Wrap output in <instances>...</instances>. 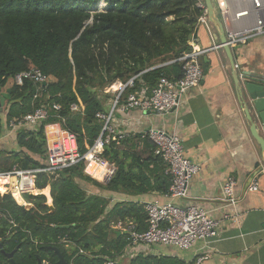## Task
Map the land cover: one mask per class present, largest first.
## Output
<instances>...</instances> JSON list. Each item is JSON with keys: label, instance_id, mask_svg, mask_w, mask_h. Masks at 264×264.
<instances>
[{"label": "trees", "instance_id": "obj_1", "mask_svg": "<svg viewBox=\"0 0 264 264\" xmlns=\"http://www.w3.org/2000/svg\"><path fill=\"white\" fill-rule=\"evenodd\" d=\"M107 4L99 11L97 5ZM204 0H0V89L6 99L9 123L32 113L42 104L50 117L35 130L18 132L20 151L10 153L2 172L14 166L36 170L46 159L45 126L60 123L77 135L84 155L101 136L104 123L98 113L109 110L105 88L126 84L140 76L149 90L161 78L178 80L183 75L181 60L192 52ZM161 66V67H159ZM159 67V68H158ZM38 68L48 77L38 87L30 81L17 85L15 76ZM141 87L135 81L136 92ZM83 112H73V104ZM58 104L59 111L53 109ZM6 122V124H7ZM0 118V132L2 130ZM145 152L130 141L106 146L103 159L115 166V174L103 184L84 173V163L60 171L57 178L38 174L37 187L51 188L54 211L44 195H25L31 205H19L11 195L0 196V244L18 264H55L57 250L68 264H107L124 261L129 235L116 230L121 222L147 229L144 204L113 201L114 194L136 197L151 193L167 195L171 178L155 155V146L142 140ZM169 249V247H161ZM153 249V248H152ZM9 261L0 249V264ZM128 264H193L176 254L140 253Z\"/></svg>", "mask_w": 264, "mask_h": 264}, {"label": "crops", "instance_id": "obj_2", "mask_svg": "<svg viewBox=\"0 0 264 264\" xmlns=\"http://www.w3.org/2000/svg\"><path fill=\"white\" fill-rule=\"evenodd\" d=\"M218 17L222 20L219 14ZM254 24V19L246 18L231 22L225 29L228 35L231 31L250 29ZM194 47L202 52L199 60L204 80L183 97L177 111L159 117L137 110L128 113L117 110L115 120L119 129L135 131L127 139L130 141L128 148L133 145V149L145 152V155L148 152L137 138L140 132L156 128L181 137L186 156L201 170L191 180L188 199L174 203L196 204L207 211L212 219L220 222L218 237L210 244L199 242L190 251L169 248L164 252L153 248L147 253L176 254L186 262H193L196 257L209 253V259L203 264H264V155L251 134L235 81L236 72L241 81L250 79L259 82L264 78V35L232 47L235 67L221 47L219 28L209 21L199 23ZM108 105L110 112L113 102H108ZM6 114L5 105L0 112L3 126L0 132V172L8 164L5 161L8 162L10 153L21 150L17 143L18 132L9 129ZM32 157L44 164L40 156ZM231 178L236 182L235 206L222 200V188ZM254 180H258L259 189L252 192L249 187ZM47 190V195L43 191L42 195L53 204L51 189ZM111 200L140 203L170 201L166 195L158 193L133 198L114 194ZM18 201L26 203L22 198ZM27 205L25 208L30 209L31 205Z\"/></svg>", "mask_w": 264, "mask_h": 264}, {"label": "built area", "instance_id": "obj_3", "mask_svg": "<svg viewBox=\"0 0 264 264\" xmlns=\"http://www.w3.org/2000/svg\"><path fill=\"white\" fill-rule=\"evenodd\" d=\"M213 3L226 28L231 22L235 23L246 18L255 20L254 26L250 29L229 32V46L233 47L236 44L245 43L250 38L264 35V0H213ZM199 6L204 10V15L199 19V23L205 24L209 21L208 12L205 5L200 3ZM194 39L189 43L192 52L181 59L184 64L183 75L180 79L161 78L158 85L152 90H149L140 76L133 77L126 84L119 83L111 111L96 115L97 119L104 123L103 132L94 145L87 146L88 151L84 155L80 152L76 134L64 129L60 123L46 125V159L43 167L36 170H21L14 166L11 171L0 173V179L10 181L3 189L0 187V196L11 195L18 203L14 195V187L21 198L25 195H42L43 190L37 187L38 174L44 173L49 177L57 178L60 171L81 162L84 163V173L88 177L103 184L109 182L115 174V166L107 163L102 157L106 146L112 143L120 145L131 135H134L132 133H135V131L128 132L119 129L115 120V112L119 110L128 113L137 110L141 113H152L159 117H165L177 111L182 105L183 97L204 80V72L199 60L202 52L195 49ZM136 80L141 84L140 89L123 97L127 89L135 88ZM26 81H30L38 87L34 97L38 101L41 98V86L48 84V77L38 68H31L15 76L17 85H23ZM112 88V86L107 87L104 91L110 93ZM1 95L0 89V97H2ZM53 109L59 111L61 106L55 104ZM71 110L79 113L83 112L85 107L80 101L79 104H73ZM49 117V106L42 104L23 118L11 120L8 126L13 132L35 130ZM137 136L142 140H149L155 146L154 153L164 162L165 173L171 178L172 184L166 195L170 199L169 202L143 203L147 214V229L145 231H139L136 225H127L121 222L115 226L116 230L129 235L130 241L124 257L131 258L140 253H147L153 247L190 251L199 242L206 244L214 242L218 237L220 222L212 219L207 211L196 204L176 205L174 203V201L185 202L188 199L191 180L201 170L198 164L186 156L181 137L178 134H170L156 128L140 132ZM97 168L105 171L102 181L93 174ZM235 185V180L231 178L222 188V200L232 206L237 203L234 194ZM258 189L259 182L254 180L249 190L255 192ZM208 259L209 253L203 254L196 257L193 264H203ZM117 263V260H109L107 264Z\"/></svg>", "mask_w": 264, "mask_h": 264}, {"label": "water", "instance_id": "obj_4", "mask_svg": "<svg viewBox=\"0 0 264 264\" xmlns=\"http://www.w3.org/2000/svg\"><path fill=\"white\" fill-rule=\"evenodd\" d=\"M204 2L205 8L208 12V20L219 28L221 47L226 51L233 67H235L236 65L232 54V47L228 45V35L225 29V25L218 17V12L213 3V0H204ZM235 81L238 85V90L241 96L242 106L247 116V121L250 123L251 134L260 145L262 153L264 155V78L259 82L250 79L241 81L236 72ZM44 86H47V84H45ZM5 105L6 99L4 97H0V112H3ZM49 206L54 211L53 204H50ZM0 249L1 252L7 257L9 261L8 264H18L14 259V254L16 251L8 254L2 249L1 244ZM55 250L59 255V261L55 264H68L59 250ZM38 264L44 263L39 260Z\"/></svg>", "mask_w": 264, "mask_h": 264}, {"label": "rangeland", "instance_id": "obj_5", "mask_svg": "<svg viewBox=\"0 0 264 264\" xmlns=\"http://www.w3.org/2000/svg\"><path fill=\"white\" fill-rule=\"evenodd\" d=\"M97 7H98V9H99V11H101V10H103L105 7H107V4L105 3V2H102V3H99L98 5H97ZM119 84V82L118 83H115L114 85H112V87L113 88H115V86L116 85H118ZM119 86V85H118ZM110 88V87H109ZM112 88V89H113ZM115 92H117V90H112V92H110V93H108V92H105V91H103V93L104 94H109L110 95V98L108 99V102H113L114 101V99H115V95L117 94H114ZM1 162H2V160H1ZM2 164V163H1ZM1 171V170H0ZM47 188H50V186H48ZM46 188V189H47ZM46 189L45 190H43V194H46L47 195V191H46ZM51 189V188H50ZM50 197V196H49ZM23 199L25 198V197H22ZM28 204V203H27ZM47 204L48 205H50L51 204V202L49 203V200H47ZM20 205V204H19ZM154 249H157V250H163L164 252H167V250L165 249V248H161V247H153ZM128 262H129V257L127 258V257H124V261H122L121 262V264H128Z\"/></svg>", "mask_w": 264, "mask_h": 264}, {"label": "bare ground", "instance_id": "obj_6", "mask_svg": "<svg viewBox=\"0 0 264 264\" xmlns=\"http://www.w3.org/2000/svg\"><path fill=\"white\" fill-rule=\"evenodd\" d=\"M118 87H119V86L116 85L115 88H113L112 90H117ZM104 173H105L104 169H100V170H98V168H97V169H95V170L93 171V174L95 175V177H96L98 180H100V181H102ZM8 182H10L8 179H0V187L3 189V187H4ZM13 190H14V195H15L17 201H18V199L21 198V197H20V195L18 194V192L16 191L15 187H14ZM46 191H47V189H46ZM18 203H19L21 206H23V207H27V206H28L24 201H18Z\"/></svg>", "mask_w": 264, "mask_h": 264}]
</instances>
